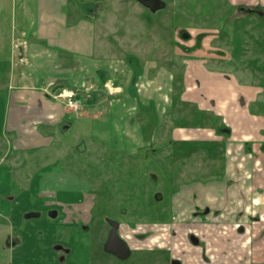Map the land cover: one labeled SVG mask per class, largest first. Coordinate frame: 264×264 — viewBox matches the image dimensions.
Instances as JSON below:
<instances>
[{"label":"crops","instance_id":"0c3cea01","mask_svg":"<svg viewBox=\"0 0 264 264\" xmlns=\"http://www.w3.org/2000/svg\"><path fill=\"white\" fill-rule=\"evenodd\" d=\"M147 11L134 0H11V57L22 72L13 73L8 84L5 136H13L11 145L19 151L25 148L24 137L35 138L39 149L51 146L57 131L70 130L74 115L40 90L49 81L82 93L87 111L75 119L92 122L91 141L82 151L96 157L111 150L137 155L152 145L143 137L147 128L152 139L165 129L166 145L173 149L166 154L171 171L197 156L205 157L203 164L210 159L223 166L219 177L195 181L172 196L179 220L195 221V205L208 208L205 222L219 232L215 258L222 255V238L230 234L235 240L226 252L246 245L254 250L259 240L251 242L246 235L255 217L249 209L261 189L255 158L264 159V113L254 116L250 109L255 88L226 79L227 73L201 54L166 51L159 57V31L165 27L158 24L164 23L148 18ZM164 37L175 45V36L165 31ZM160 58L167 64L181 59L182 73L176 77L168 67L159 69ZM176 109L181 115L175 118ZM157 141L153 147L165 146ZM242 227L243 235L237 233ZM260 258L257 262L264 261V248ZM227 259L239 261L240 256L231 253Z\"/></svg>","mask_w":264,"mask_h":264},{"label":"rangeland","instance_id":"374dc122","mask_svg":"<svg viewBox=\"0 0 264 264\" xmlns=\"http://www.w3.org/2000/svg\"><path fill=\"white\" fill-rule=\"evenodd\" d=\"M165 1L168 3L167 9L147 11L148 18L164 23L158 25L165 27L168 37L177 38L175 45H170L164 37V28L160 27L159 35L163 41L160 42L159 57H164L166 51L176 55L188 52L195 56L201 54L209 57L212 65L227 73L226 79L234 78L255 88L257 96L250 108L251 113L254 116L258 112L264 113V104L259 103V100L264 101V14L244 16L231 10V4L242 2H260L264 9V0ZM10 5L11 0H0V264H25L19 256L12 262L15 251L11 252L8 239L14 235L13 230L20 233L26 245L33 244L39 249L30 252L33 258L27 259H34L30 264H47L48 261L44 260H51V264H55L58 255L48 250L57 242H72L79 250L90 242L97 247L104 243L109 229L107 217L121 224V235L133 247L156 243L157 235L166 234L164 226L168 227L165 224L169 221L168 218L158 217L159 213L156 212L158 208L161 210L160 207L168 205V198L179 188L176 178L181 183L215 179L219 174L222 175L223 166L221 163L213 164L210 159L203 164L205 157L197 156L179 162L174 166L175 169L171 167V171L166 154L173 149L166 145L169 139L165 141V129L159 130L157 139H152L151 130L147 128L143 137L149 144L157 146L159 139L165 146L162 148L147 144L145 146L148 147L140 150L137 155L111 150L96 157L93 151L90 154L82 151L83 146L91 141L88 130L92 127V122L85 117L79 122L75 119V116L87 111L84 100L82 110L72 114L74 116L69 119L72 123L70 130L67 133L57 131L51 146L36 149L35 138L31 140L24 137L21 144L25 148L17 151L11 145L13 136L6 137L4 133L8 112V84L13 73L20 76L22 72L21 68L13 67L18 60L11 57ZM82 9L88 11L87 6ZM182 33L188 34V37L183 38ZM181 61L175 59L167 64L165 58H160L158 67H168L178 77L182 73ZM149 76L152 77V74ZM180 115L176 109L174 117ZM167 117L165 116L166 119ZM107 142L109 146L111 141ZM102 146L99 142V147ZM96 159L98 162H95ZM255 162V180L261 189L255 191V202L252 203L249 214L258 219L252 220L246 238H255L256 242L259 240L254 245L255 251L250 249L257 262L261 260L260 254L264 248V159L259 161L255 158ZM152 173L158 176V181L152 177ZM157 189L166 196L167 203L158 205L160 207L155 204ZM80 192H84V200V194ZM77 202L81 204L77 205ZM168 209L169 213L164 215L170 218L171 210L169 207ZM36 210L41 212L40 218L24 220L29 211ZM51 210L58 212L56 219L50 217ZM81 223L90 230V237L84 235L83 232L88 230H83ZM188 228L202 233L208 247L214 251L209 253L215 258L219 250L215 240L219 237L217 226H211L206 221L203 225H190ZM233 240L232 234L222 238L221 258H228L233 252L240 259L244 257L240 249L239 252L236 248L230 249V253L226 252L228 242L232 243ZM196 248L188 246L179 238L175 253L182 254L185 259L196 260L199 256ZM79 255L84 254L81 251Z\"/></svg>","mask_w":264,"mask_h":264},{"label":"flooded vegetation","instance_id":"af4514ba","mask_svg":"<svg viewBox=\"0 0 264 264\" xmlns=\"http://www.w3.org/2000/svg\"><path fill=\"white\" fill-rule=\"evenodd\" d=\"M166 3V8L168 7V3L163 0ZM232 3V2H231ZM230 3V4H231ZM231 7L234 12H239L243 14L244 16L247 15H256V16H263L264 14V9L261 5L260 2L254 3V4H248V3H235L231 4ZM183 38H187L188 34L182 33ZM153 178H155L157 181L159 178H156L155 176L152 175ZM171 181V180H170ZM195 181H200V180H195ZM191 181L189 183H181V181L176 178V183H179V188L172 192L170 198H168L169 202L167 203L164 196L159 189L156 190L155 193V204L157 207H160L158 205H161L163 203H167L165 207H160L161 210H157L156 213H159L157 216L162 217V218H168L167 221L168 223L165 225H168V227L164 226V230L166 234H161L157 235L156 237V243H148V244H142L137 247H133L123 236L121 235V224L117 222L116 220L106 218V222L109 225V229L107 231V236L106 240L104 243L99 245L97 247L93 243H88L84 244V248L82 250H79L76 247V244H72V242L69 243H62V242H57L56 244L52 245V248H50L48 251L49 252H54L57 253L58 257H56L55 264H264V261L260 262H255L252 257H251V251L249 245H246L245 248H240V251L245 259H240L239 261L236 259L234 260H229L227 258L215 259L213 258L209 252L211 251L210 248L208 247V244L205 242V240L202 237V233L200 234L198 232H195L191 229L188 228L190 225H203L206 217L209 214V209L208 208H201L200 206L195 205L194 207V212H193V218L195 221H181L179 220V214L175 213L173 211V199L172 196L177 194L179 190L185 186H191V183L195 182ZM169 181H166L168 183ZM83 193L84 192H80ZM85 199V194L83 197V200ZM81 203L77 202V205H80ZM171 210V217L169 218L168 214L169 209ZM30 213H27L24 216V220H30L34 218H40L41 217V212L39 211H29ZM56 213V217L52 218L51 214ZM77 213V212H76ZM34 214V215H39L38 217H31L27 218V216ZM77 216H80V213H77ZM58 216V212L56 210H51L50 212V217L52 219H56ZM253 219H258L256 217H253ZM111 222H116L119 224L118 228V234L119 236L126 242L127 247L129 248L130 253H128L126 258H120L117 255L113 253H108L105 251V245L109 239V235L111 230L113 229V225ZM71 224V223H70ZM69 224V225H70ZM81 225L84 227L83 230H88L87 232H83L84 235H88L90 237V230L86 228L85 225L81 223ZM86 228V229H85ZM239 234L243 235L245 233L244 228L238 229ZM13 236L8 239V245L9 248L12 251H15V255H13L14 260L12 258V262H14L19 256V258L24 261L25 264H30V260L27 259L28 257H32V254L30 253L31 251H38L39 249L36 248V245L33 244H28L24 242L22 236H20V233L17 232L16 230H13ZM65 233L62 234V239H64ZM72 236V233L71 235ZM202 237V239H201ZM181 238V240L187 244L190 247L196 248L199 256L197 257L196 260H190V259H185L182 257V254H176L175 253V245L177 240ZM255 238H250L251 242ZM113 249L118 253V254H124L123 251L119 249L117 245H114ZM239 250V249H238ZM47 252V250H45ZM83 252V256L79 255L80 252ZM245 251V252H244ZM233 255H236V253H232ZM105 255V256H104ZM232 256V255H231ZM55 257V256H54ZM27 260L29 262H27ZM34 260V259H33ZM32 260V261H33ZM48 261L47 264H51V260H44ZM50 262V263H49ZM236 262V263H235ZM13 264V263H12Z\"/></svg>","mask_w":264,"mask_h":264},{"label":"built area","instance_id":"2783aa9c","mask_svg":"<svg viewBox=\"0 0 264 264\" xmlns=\"http://www.w3.org/2000/svg\"><path fill=\"white\" fill-rule=\"evenodd\" d=\"M40 90L53 100L62 103L70 114H76L82 110L83 97L78 90L61 87L55 81H49Z\"/></svg>","mask_w":264,"mask_h":264},{"label":"water","instance_id":"95a60500","mask_svg":"<svg viewBox=\"0 0 264 264\" xmlns=\"http://www.w3.org/2000/svg\"><path fill=\"white\" fill-rule=\"evenodd\" d=\"M134 1L140 3L142 6H144L151 12H157V11H160L166 8V3L163 0H134ZM38 216H39L38 214L37 215L31 214L27 216V218L38 217ZM51 217L55 218L56 213L54 212L53 214H51ZM111 224L113 225V229L110 232L109 239L104 249L106 252L113 253L120 258H126L128 253H130V251H129V248L127 247L126 242L118 234L119 224L116 222H111ZM114 245H117L119 249L123 251V253H125V255L118 254L113 249Z\"/></svg>","mask_w":264,"mask_h":264}]
</instances>
